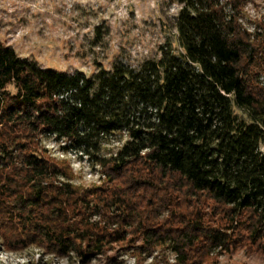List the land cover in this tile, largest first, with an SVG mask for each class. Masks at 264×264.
I'll return each instance as SVG.
<instances>
[{
    "label": "trees",
    "instance_id": "obj_1",
    "mask_svg": "<svg viewBox=\"0 0 264 264\" xmlns=\"http://www.w3.org/2000/svg\"><path fill=\"white\" fill-rule=\"evenodd\" d=\"M168 1L180 52L91 76L0 42L3 249L82 263L118 249L162 264L264 255V17L253 0ZM47 137L98 181L74 182Z\"/></svg>",
    "mask_w": 264,
    "mask_h": 264
},
{
    "label": "rangeland",
    "instance_id": "obj_2",
    "mask_svg": "<svg viewBox=\"0 0 264 264\" xmlns=\"http://www.w3.org/2000/svg\"><path fill=\"white\" fill-rule=\"evenodd\" d=\"M246 8L251 17H264V0H253ZM177 10L168 0H0V42L43 67L91 76L99 65L110 69L116 60L136 65L156 58L163 45L180 52L174 28ZM8 90L15 92L11 85ZM116 144L111 139L105 146ZM44 146L51 155L69 160L74 182L98 181L96 166L87 157L63 153L52 137L44 139ZM106 255L116 261L99 255L82 263L73 255L51 257L38 248L11 251L0 245V264H162L157 257L136 256L131 249ZM216 264H264V255L240 248L221 254Z\"/></svg>",
    "mask_w": 264,
    "mask_h": 264
}]
</instances>
